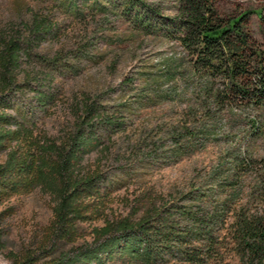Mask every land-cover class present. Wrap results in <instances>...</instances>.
Segmentation results:
<instances>
[{"label": "trees", "instance_id": "obj_1", "mask_svg": "<svg viewBox=\"0 0 264 264\" xmlns=\"http://www.w3.org/2000/svg\"><path fill=\"white\" fill-rule=\"evenodd\" d=\"M45 1L78 19L122 18L134 30L181 49L153 72L126 75L121 84L131 100L119 102L112 113L102 98H83L65 142L41 145L36 181L55 196L61 217L75 211L83 191L100 183L99 177L79 175V163L144 107H178L137 144L147 157L169 163L210 143L222 147L185 190L151 202L138 220L95 228L92 243L60 249L46 264H231L233 258L264 264V41L253 35L251 12L225 15L220 0ZM53 27L47 18L32 16L34 36L46 38ZM19 42L9 40L0 51V154H6L0 198L15 188L23 167L18 149L8 145L15 138L9 110H20L13 91L19 87L13 75ZM35 95L44 106L45 92L35 88ZM2 239L0 228V250Z\"/></svg>", "mask_w": 264, "mask_h": 264}, {"label": "rangeland", "instance_id": "obj_2", "mask_svg": "<svg viewBox=\"0 0 264 264\" xmlns=\"http://www.w3.org/2000/svg\"><path fill=\"white\" fill-rule=\"evenodd\" d=\"M219 9L225 15L250 11L253 35L264 41V0H220ZM36 14L54 26L46 38L30 31ZM13 39L22 48L13 74L20 110H9L15 138L8 145L18 149L23 167L16 189L7 188L0 198V264H46L60 249L92 243L95 228L138 220L151 202H163L204 175L220 154L221 145L210 143L169 163L147 157L137 144L174 117L178 107L167 102L144 107L79 163V175L99 177L100 183L83 191L75 211L61 217L55 196L36 181L41 145L65 142L83 98H102L112 113L119 102L131 100L121 84L126 75L153 72L181 49L174 41L134 30L122 18L78 19L45 0H0V51ZM35 88L45 92L44 106L38 105ZM5 158L0 154V163Z\"/></svg>", "mask_w": 264, "mask_h": 264}]
</instances>
